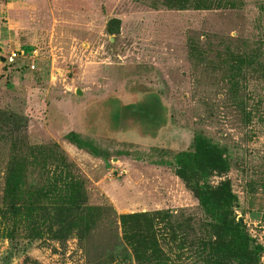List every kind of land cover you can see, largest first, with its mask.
Returning a JSON list of instances; mask_svg holds the SVG:
<instances>
[{"label": "rangeland", "instance_id": "1", "mask_svg": "<svg viewBox=\"0 0 264 264\" xmlns=\"http://www.w3.org/2000/svg\"><path fill=\"white\" fill-rule=\"evenodd\" d=\"M114 17L121 19L116 38L107 32ZM12 52L20 56L2 62ZM234 53L257 56L239 64L236 90ZM151 94L161 96L168 124L145 139L132 121L148 127L149 114L136 105ZM0 108L27 117L15 137L0 130V205L11 153L57 142L92 181L91 204H111L118 214L169 210L193 217L200 231L198 201L173 168L157 162L202 132L231 155L230 171L211 182L231 181L238 218L264 244V0L206 10L171 8L169 0H0ZM71 129L109 159L72 145ZM31 170L39 183L46 179L40 163ZM115 242L107 222L83 243L1 235L0 264H121ZM164 247L170 264H196L191 248Z\"/></svg>", "mask_w": 264, "mask_h": 264}, {"label": "trees", "instance_id": "2", "mask_svg": "<svg viewBox=\"0 0 264 264\" xmlns=\"http://www.w3.org/2000/svg\"><path fill=\"white\" fill-rule=\"evenodd\" d=\"M171 1V8L183 10L233 5V0ZM107 32L116 38L121 32V19H109ZM246 56L233 55L236 65L232 66L231 80L235 90L239 87L235 79L239 64L249 63L257 57L252 55L248 59ZM145 98L148 100L143 99L136 106L140 113L149 114V125L147 129L141 127L140 120H133L132 125L135 129L139 127L137 131L142 138H155L168 124L167 107L159 95L151 94ZM246 120H252L251 112H246ZM26 125L25 115L0 108L3 134L15 137V133ZM117 130L128 131L127 128ZM65 138L80 150L97 158L109 159V152L80 130L71 129ZM39 163L46 172V179L41 183L33 177L31 170ZM157 163L173 168L198 201L205 214L200 231L195 227L193 217L174 215L169 210L118 214L111 204H91L92 181L70 160L66 151L53 142L48 146H26L11 153L0 205V236L10 238L15 233L24 232L30 239L48 236L59 242L73 236L83 243L103 222H107L116 239L112 254L122 256L121 264L128 259L138 264H170L171 258L164 246H174L178 250L191 248L196 264H262L264 244L250 233L246 222L238 218V196L231 181L224 179L213 184L210 180L230 171L228 146L197 132L188 149L173 153L171 159L160 158ZM261 220L264 224V212Z\"/></svg>", "mask_w": 264, "mask_h": 264}, {"label": "built area", "instance_id": "3", "mask_svg": "<svg viewBox=\"0 0 264 264\" xmlns=\"http://www.w3.org/2000/svg\"><path fill=\"white\" fill-rule=\"evenodd\" d=\"M18 55L20 56V53L12 52L11 55L5 59V61L12 63Z\"/></svg>", "mask_w": 264, "mask_h": 264}, {"label": "water", "instance_id": "4", "mask_svg": "<svg viewBox=\"0 0 264 264\" xmlns=\"http://www.w3.org/2000/svg\"><path fill=\"white\" fill-rule=\"evenodd\" d=\"M2 62H5V58H4V57L2 58ZM81 93H82L81 90H78V91H77V94H81ZM240 221H241V222H244V220H243L242 218H240Z\"/></svg>", "mask_w": 264, "mask_h": 264}]
</instances>
